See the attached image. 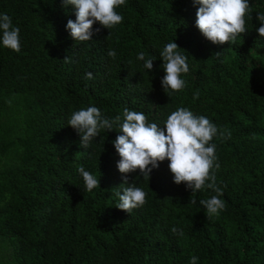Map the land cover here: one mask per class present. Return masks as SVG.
<instances>
[{"label": "trees", "instance_id": "obj_1", "mask_svg": "<svg viewBox=\"0 0 264 264\" xmlns=\"http://www.w3.org/2000/svg\"><path fill=\"white\" fill-rule=\"evenodd\" d=\"M249 3L247 30L234 44H214L196 27L193 0H126L116 9L123 22L110 30L96 22L84 42L66 28L75 8L62 0H0L20 29L19 52L0 43V264H190L192 256L264 264V37L256 31L264 0ZM173 41L189 72L168 96L160 52ZM140 52L156 58L152 70ZM89 106L110 118L141 111L160 126L187 107L227 129L230 138L212 141L225 209L207 217L199 201L216 193L176 184L167 159L149 181L138 169L121 173L116 130L84 148L68 120ZM80 166L100 187L86 191ZM125 176L148 194L130 214L116 206Z\"/></svg>", "mask_w": 264, "mask_h": 264}, {"label": "clouds", "instance_id": "obj_2", "mask_svg": "<svg viewBox=\"0 0 264 264\" xmlns=\"http://www.w3.org/2000/svg\"><path fill=\"white\" fill-rule=\"evenodd\" d=\"M64 6L75 8V20L69 19L66 28L70 35L80 42L88 41L93 36V25L96 22L103 28L112 29L123 22V16L116 9L126 3V0H62ZM199 7L196 11V27L214 44H234L238 36L247 30V19L251 17L253 8L249 0H193ZM256 19L260 26L256 28L260 37H264V12H257ZM99 32L100 29H95ZM20 29L14 26L12 18L6 13H0V43L15 52L20 51ZM180 46L175 42L164 45L160 52L163 60L161 67L165 75L161 84L170 96L171 92L182 91L187 81L183 75L189 72L188 57L179 51ZM219 55L220 53H216ZM108 55L115 59L114 49ZM137 59L143 60V67L152 70L155 57L140 52ZM66 62L70 57H65ZM92 71L85 74L86 80L94 79ZM199 96L197 91L194 99ZM68 124L81 136V145L88 148L91 142L100 137L102 131L116 130L119 134L113 141L120 156L117 167L121 173L127 174L139 170L140 175L149 181L150 173L165 159L174 176L176 184L185 183L186 187L195 193L204 188L213 190L216 194L202 199L199 203L205 208L206 216L219 215L226 204L220 197L222 189L217 185L215 170L220 168L216 153L217 145L214 138L228 139L231 133L221 130L205 115H197L187 107H178L172 111L164 121L163 126L149 120L141 112L123 109V119L120 115L107 117L100 108L89 106L74 111ZM83 177L85 189L91 192L100 187V179L83 166L78 168ZM124 184H128L127 176ZM119 198L116 205L120 210L131 213L147 203V192L128 184L122 191L115 193ZM195 204V199L191 200ZM170 231L176 235H183V230L173 226ZM198 257L192 256L190 264H197Z\"/></svg>", "mask_w": 264, "mask_h": 264}]
</instances>
